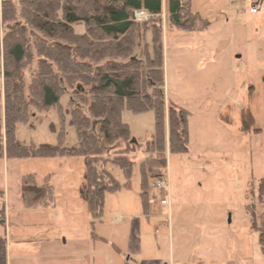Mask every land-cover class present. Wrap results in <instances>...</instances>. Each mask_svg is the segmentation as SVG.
<instances>
[{"label":"rangeland","instance_id":"1","mask_svg":"<svg viewBox=\"0 0 264 264\" xmlns=\"http://www.w3.org/2000/svg\"><path fill=\"white\" fill-rule=\"evenodd\" d=\"M2 1L0 54L5 32L1 27ZM254 2L191 0L192 11L208 23L202 31L181 30L168 23L165 11L161 16L165 99L167 103H176L192 114L193 140L188 154H169V158L163 160L156 156L150 158L160 160L157 165H171L176 176L174 183H180L175 188L176 197L180 204L185 205H178V208L182 207V216L174 222V254L177 258L181 253L182 258L191 264H195L200 255L208 263H212L210 259L223 256L224 239L210 242L206 237L207 233L216 232L217 225L220 237L230 228L232 242L240 250L245 249L247 259L243 261L233 253V256L230 254L233 258L231 264H264L258 233L249 227L253 215L259 217L264 214V204L259 201L258 191L260 182L264 180V9L260 13L258 11L259 14L252 13ZM147 41L152 44L151 33L147 34ZM36 64L37 59L31 69L26 70L28 84ZM59 107L64 112V121ZM73 107H79L88 114L87 107L76 97L75 89L61 96L59 106L48 111L39 112L31 108L28 123L17 127L18 142L37 148L56 146L63 130L65 148L79 147L78 133L71 125L70 111ZM2 109L3 104L0 105V119L4 121ZM125 120L137 147L136 153L128 156L119 153L126 148L124 143L97 158L7 160L4 153L0 159V235L7 238L9 246L7 264H62L51 260L23 259V252L34 254L39 248L37 240L23 246L16 242L41 237L45 246L72 252L86 247L93 238L113 235L117 214L126 219V215L136 212L137 208L142 213L140 165L146 157V144L155 134V114L128 113ZM83 136L87 138L88 132ZM121 156L135 163L133 176L128 180L119 167L112 163L106 165L121 189L107 194L104 215L101 220H94L89 201L88 163L111 161ZM150 165L148 161L151 169ZM182 165L185 169H175ZM218 165L220 170L202 168ZM28 175H36L39 185L49 179L56 190L55 208L29 210L23 206L21 181ZM157 182L149 183L148 193L153 203L151 212L155 217L143 230L144 257L168 259L173 246L167 228L169 220L163 214L161 196L155 189ZM204 203L209 206H203ZM253 206L254 210L250 211ZM197 209L209 210L203 218L204 227L200 226L195 215L191 216V211ZM210 210H213L211 215ZM5 211L7 220L4 224ZM217 218H221L220 221L216 222ZM210 226L214 230H209ZM200 234L204 235L201 243L195 239ZM83 263L86 264L85 261Z\"/></svg>","mask_w":264,"mask_h":264},{"label":"trees","instance_id":"2","mask_svg":"<svg viewBox=\"0 0 264 264\" xmlns=\"http://www.w3.org/2000/svg\"><path fill=\"white\" fill-rule=\"evenodd\" d=\"M3 0L1 27L5 28L0 54V159H69L102 157L124 143L121 155L135 154L126 114H155V134L145 153L165 159L168 154L190 152L192 114L176 103H167L163 53L165 11L168 23L188 32L208 27L191 9V0ZM166 4V5H165ZM165 7V8H164ZM148 13L149 20L137 22L133 13ZM80 31V32H79ZM152 34V44L147 34ZM37 64L27 83L26 70ZM76 90L88 114L73 107L71 125L81 144L67 149L63 130L56 146H25L16 134L27 124L30 109L45 112L59 106L61 96ZM86 90L88 91L86 93ZM62 121L64 112L59 107ZM88 132L84 139L83 133ZM119 167L126 179L133 176L135 163L127 157L88 163L89 201L94 220L104 215L106 196L121 185L105 167ZM145 212L149 205V176L141 163ZM155 178H161L156 176ZM264 204V180L259 185ZM21 201L29 210L56 206V190L49 179L39 185L36 175L21 181ZM254 206L250 210H254ZM4 214V212H2ZM264 254V216L252 218ZM0 264H7V240L0 236Z\"/></svg>","mask_w":264,"mask_h":264},{"label":"crops","instance_id":"3","mask_svg":"<svg viewBox=\"0 0 264 264\" xmlns=\"http://www.w3.org/2000/svg\"><path fill=\"white\" fill-rule=\"evenodd\" d=\"M259 6L260 10L259 13L263 11L264 9V0H255L253 7ZM251 11V10H250ZM257 13V14H259ZM3 112L2 115H4V104H3ZM192 131H191V122H190V146L192 144ZM146 148V147H145ZM145 151V149H144ZM146 154V153H145ZM172 156V155H170ZM167 158H169V154L167 155ZM163 160V159H162ZM161 160V161H162ZM148 161L151 162V169L148 166ZM158 162L160 160H157ZM155 158H150L149 155L146 154L145 160L143 161L146 164V170L147 174L149 176V181H158L160 179H164L169 188V202H170V208L165 209L161 203L160 206L162 208L163 214L167 216L169 222H167V228L169 231V236L171 238V244L173 248L171 247V254L168 259H149L144 257V250L145 246L143 244V230L147 229L149 227L151 219L154 216L152 215V208H153V203L150 201V195L148 193L149 197V205L147 208V211L145 212L143 203H142V213L141 211H137L134 213H128L126 215V219L122 218L123 216L121 214H117L115 216L116 222L113 223L115 227V232L113 235L110 237H107L106 235L104 238H98L96 237L92 239L91 242H89L86 247H79L76 250H73L72 252H64L62 250H59L58 248L52 247V246H45L46 244L44 243L45 241H42V239H34V238H27V239H22L21 241H17L16 243L18 245L23 246L24 244L30 243V241L37 240V245H39V248L34 251V254H29L27 251L22 253V258L23 259H28V258H34L36 261H44V260H51L55 261V263H61L65 264V262L68 260L69 264H81L82 262H86V264H191L189 260H185L182 258V254L180 253V256L177 258L175 257L174 254V239H173V230H174V222L175 219L182 216L180 214V208H178V205L182 206L185 204H180L181 202L177 200L178 195L175 192V188L180 185V183H174V176L175 174L173 173L174 168L167 164V166H162V165H157V162ZM142 162V163H143ZM215 168L220 170L221 166H204L202 168ZM175 169L183 170L185 169L184 165L182 167H175ZM156 176H160L161 178H154ZM176 177V176H175ZM154 178V179H153ZM153 179V180H152ZM177 179V178H176ZM179 184V185H178ZM177 200V202H175ZM203 206H209L207 203L202 204ZM138 207V206H137ZM36 210V209H35ZM213 210H210V215L212 214ZM252 211V210H250ZM187 212V211H186ZM184 211V214H186ZM209 210L205 209H197V210H192L191 211V216H196L198 218V222L200 223V226L204 227V216L208 213ZM254 216V215H253ZM261 216H264V214H261L258 218H261ZM221 218H217L215 221H220ZM7 220V211H5V221L4 224L6 223ZM128 220V222H127ZM148 220V221H147ZM147 221V222H146ZM230 224H233L231 221ZM250 229L253 232H256L255 230L252 229V221L250 224ZM248 227V228H249ZM210 230H214V227L210 226L208 227ZM216 232L212 231L211 233H207L206 237L208 241L214 242V241H219L220 238L224 239V245L225 247V253L220 255L219 257H216L217 259H210L212 263H208L207 259L201 258V255L196 259L195 264H201V263H207V264H231L233 258V253H237V257L239 259L245 261L247 259L245 249L244 251L238 247L235 246V244L232 242V230L230 228L225 231V234H223L220 237V231H219V226H215ZM118 231V235L116 234ZM234 232V231H233ZM1 237H5L0 235ZM203 236L204 235H198L195 239L197 240L196 242L201 243L203 241ZM6 238V237H5ZM38 238V237H37ZM109 238V239H106ZM7 240V238H6ZM39 240V241H38ZM94 240V241H93ZM11 245V244H10ZM53 245V244H52ZM8 242H7V250H8ZM150 249V248H147ZM232 250V251H231ZM113 251V252H112ZM113 254H112V253ZM232 254V256L230 255ZM81 261V262H80ZM84 264V263H83Z\"/></svg>","mask_w":264,"mask_h":264},{"label":"built area","instance_id":"4","mask_svg":"<svg viewBox=\"0 0 264 264\" xmlns=\"http://www.w3.org/2000/svg\"><path fill=\"white\" fill-rule=\"evenodd\" d=\"M260 10L259 6L257 5L255 8L251 10L252 13H258ZM134 20L137 22H145L149 20V15L146 12L143 11H136L133 13ZM168 184L164 179H160L157 182V185L155 189L158 191L159 195L161 196V205L165 209L170 208V202H169V191H168ZM201 264H207V263H201Z\"/></svg>","mask_w":264,"mask_h":264},{"label":"water","instance_id":"5","mask_svg":"<svg viewBox=\"0 0 264 264\" xmlns=\"http://www.w3.org/2000/svg\"><path fill=\"white\" fill-rule=\"evenodd\" d=\"M134 18V17H133Z\"/></svg>","mask_w":264,"mask_h":264}]
</instances>
